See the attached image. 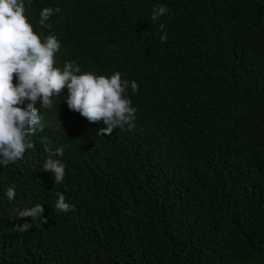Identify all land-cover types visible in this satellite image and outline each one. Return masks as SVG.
<instances>
[{
  "label": "trees",
  "instance_id": "obj_1",
  "mask_svg": "<svg viewBox=\"0 0 264 264\" xmlns=\"http://www.w3.org/2000/svg\"><path fill=\"white\" fill-rule=\"evenodd\" d=\"M24 4L41 39L61 42L56 67L120 72L139 91L125 93L132 124L105 136L67 89L52 109L36 103L34 150L0 166V264H264V0ZM158 4L168 12L153 21ZM47 7L60 9L51 29ZM61 147L55 183L42 165ZM57 193L75 210L57 211ZM37 203L48 223L17 217Z\"/></svg>",
  "mask_w": 264,
  "mask_h": 264
},
{
  "label": "clouds",
  "instance_id": "obj_2",
  "mask_svg": "<svg viewBox=\"0 0 264 264\" xmlns=\"http://www.w3.org/2000/svg\"><path fill=\"white\" fill-rule=\"evenodd\" d=\"M25 11L24 0H0V166L3 167L22 160L27 151L34 150L31 137L37 130L43 131L40 110L35 105L39 101L43 109H52L64 89L68 92L65 101L69 110L78 112L93 125L102 121L106 126L97 131L98 136L111 135L114 129L131 125L137 112L125 95L129 88L133 93L139 91L135 80H122L120 72L110 77L81 73L74 61H65L62 69L56 67L61 42L55 35L42 40ZM59 11L43 8L40 26L51 29L47 21ZM167 12L164 5H155L151 19L156 21ZM167 38L166 32L160 36L162 42ZM63 155V148H56L42 165L44 171L54 173L55 183H61L66 175L67 166L60 159ZM5 194L9 201L14 200L15 186L7 188ZM57 197V211L75 210L64 194L57 193ZM43 213L44 207L39 203L16 210L18 218L31 217L32 221L46 224L48 217ZM32 226V222L25 221L17 228L27 232Z\"/></svg>",
  "mask_w": 264,
  "mask_h": 264
}]
</instances>
